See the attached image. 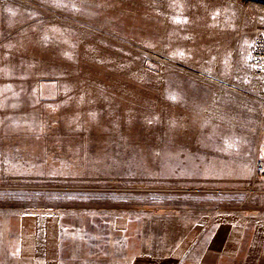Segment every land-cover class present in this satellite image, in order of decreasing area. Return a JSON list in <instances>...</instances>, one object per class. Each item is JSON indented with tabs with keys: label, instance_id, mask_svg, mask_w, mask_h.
<instances>
[{
	"label": "rangeland",
	"instance_id": "rangeland-1",
	"mask_svg": "<svg viewBox=\"0 0 264 264\" xmlns=\"http://www.w3.org/2000/svg\"><path fill=\"white\" fill-rule=\"evenodd\" d=\"M262 28L264 0H0V264H128L199 217L260 220ZM46 216L60 244L34 255Z\"/></svg>",
	"mask_w": 264,
	"mask_h": 264
},
{
	"label": "crops",
	"instance_id": "crops-1",
	"mask_svg": "<svg viewBox=\"0 0 264 264\" xmlns=\"http://www.w3.org/2000/svg\"><path fill=\"white\" fill-rule=\"evenodd\" d=\"M200 218L185 233L177 253L161 257L137 254L130 257L128 264H177L182 257L187 264H264V215L260 220L240 222L212 215L204 221ZM43 220V225L48 223L46 231L37 233V224L28 237L33 244L29 250L35 252L34 255L38 247L36 234L41 235L42 242L48 243L51 254L60 244L59 219L46 216ZM113 224L121 227L123 219L113 221ZM221 258L225 261H221ZM233 259H236L235 262Z\"/></svg>",
	"mask_w": 264,
	"mask_h": 264
},
{
	"label": "built area",
	"instance_id": "built-area-1",
	"mask_svg": "<svg viewBox=\"0 0 264 264\" xmlns=\"http://www.w3.org/2000/svg\"><path fill=\"white\" fill-rule=\"evenodd\" d=\"M249 64L252 78L263 86L261 98L262 111L264 113V28L260 29L252 38L249 50ZM253 172L255 176L264 174V126L258 131Z\"/></svg>",
	"mask_w": 264,
	"mask_h": 264
}]
</instances>
